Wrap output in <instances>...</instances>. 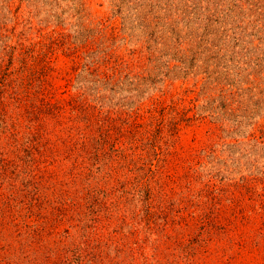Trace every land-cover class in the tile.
Returning a JSON list of instances; mask_svg holds the SVG:
<instances>
[{
    "label": "rangeland",
    "instance_id": "374dc122",
    "mask_svg": "<svg viewBox=\"0 0 264 264\" xmlns=\"http://www.w3.org/2000/svg\"><path fill=\"white\" fill-rule=\"evenodd\" d=\"M0 264H264V0H0Z\"/></svg>",
    "mask_w": 264,
    "mask_h": 264
}]
</instances>
